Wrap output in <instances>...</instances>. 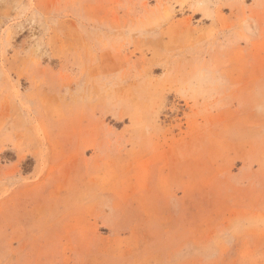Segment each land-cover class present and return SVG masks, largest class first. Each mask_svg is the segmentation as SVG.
Instances as JSON below:
<instances>
[{"label":"rangeland","instance_id":"obj_1","mask_svg":"<svg viewBox=\"0 0 264 264\" xmlns=\"http://www.w3.org/2000/svg\"><path fill=\"white\" fill-rule=\"evenodd\" d=\"M0 65V264H264V0H0Z\"/></svg>","mask_w":264,"mask_h":264},{"label":"bare ground","instance_id":"obj_2","mask_svg":"<svg viewBox=\"0 0 264 264\" xmlns=\"http://www.w3.org/2000/svg\"><path fill=\"white\" fill-rule=\"evenodd\" d=\"M12 4V3H11ZM165 4V3H164ZM160 5V4H159ZM165 6V5H164ZM38 7V6H37ZM217 8V7H216ZM83 9V8H82ZM58 10V9H57ZM182 10V9H181ZM153 12V11H152ZM178 13V12H177ZM168 14V13H167ZM141 16V15H140ZM115 17V16H114ZM194 17V16H193ZM66 20V19H65ZM63 22V21H62ZM60 23H61V21H60ZM70 23V22H69ZM188 24V23H187ZM62 26V25H61ZM66 27V26H65ZM68 27V26H67ZM66 27V28H67ZM75 27V26H74ZM204 28V27H203ZM211 28H213V27H211ZM72 29V27L70 28V30ZM199 29V28H198ZM69 30V29H68ZM203 31V30H202ZM210 31H212V30H210ZM210 31L208 32V33H210ZM69 32V31H68ZM67 33V32H66ZM52 34V33H51ZM179 34H180V32H179ZM180 37V36H179ZM137 38V37H136ZM167 38V37H166ZM161 39H163V38H161ZM75 41V40H74ZM58 43V42H57ZM130 43V42H129ZM72 45V44H71ZM165 45V44H164ZM201 45V44H200ZM49 46V45H48ZM73 46V45H72ZM192 46V45H191ZM179 47V46H178ZM177 47V48H178ZM66 48V47H65ZM113 48V47H112ZM195 48V47H194ZM232 48V47H231ZM179 50V49H178ZM250 54V53H249ZM144 56V55H143ZM145 57V56H144ZM113 58H115V57H113ZM143 58V57H142ZM212 59V58H211ZM136 60V59H135ZM141 60V59H140ZM147 60H149V59H147ZM137 62V61H136ZM149 62V61H148ZM156 62V61H155ZM163 63V62H162ZM116 64V63H115ZM16 65V64H15ZM1 66V65H0ZM92 66V65H91ZM90 66V67H91ZM86 67V66H85ZM94 67V66H93ZM96 68V67H95ZM39 69V68H38ZM82 72V71H81ZM136 72V71H135ZM104 75V74H103ZM94 76V75H93ZM153 79H154V77H153ZM156 81V80H155ZM107 82V81H106ZM156 83H157V81H156ZM159 83V82H158ZM218 83V82H217ZM154 84H155V82H154ZM190 84V83H189ZM203 84V83H202ZM213 84V83H212ZM221 85V84H220ZM155 86V85H154ZM213 86V85H212ZM182 87V86H181ZM97 88V87H96ZM178 88V87H177ZM183 88H185V87H183ZM211 88V87H210ZM199 89V88H198ZM213 90V89H212ZM15 91V90H14ZM187 91H188V89H187ZM232 91V90H231ZM198 92V91H197ZM89 95V94H88ZM195 95V94H194ZM150 96V95H149ZM97 98V97H96ZM104 99H105V97H104ZM177 104V103H176ZM198 107V106H197ZM11 108V107H10ZM157 112V111H156ZM196 112V111H195ZM198 113V112H197ZM196 116V115H195ZM154 121V120H153ZM160 124V123H159ZM154 125V124H153ZM12 126V125H11ZM135 126V125H134ZM30 129V128H29ZM158 130V129H157ZM160 130V129H159ZM32 132V131H31ZM103 132V131H102ZM153 133V132H152ZM196 137V136H195ZM11 138V137H10ZM35 138V137H34ZM178 141V140H177ZM122 142V141H121ZM15 145H17V144H15ZM2 147V146H1ZM91 147V146H90ZM94 147V146H93ZM46 148V147H45ZM111 155V154H110ZM121 155V154H120ZM139 160V159H138ZM131 162V161H130ZM111 163V162H110ZM162 163V162H161ZM146 166V165H145ZM37 167V166H36ZM36 169V168H35ZM109 170V169H108ZM53 171V170H52ZM37 173V172H36ZM40 173V172H39ZM102 175V174H101ZM48 177V176H47ZM96 178V177H95ZM104 178V177H103ZM108 180V179H107ZM97 181V180H96ZM95 181V182H96ZM83 182V181H82ZM98 182V181H97ZM160 182H161V180H160ZM103 186V185H102ZM46 189V188H45ZM184 189V188H183ZM46 191V190H45ZM107 205H108V203H107ZM106 205V206H107ZM154 211H155V209H154ZM89 213V212H88ZM264 217V216H263ZM114 244V243H113ZM138 244V243H137ZM128 246V245H127ZM118 247V246H117Z\"/></svg>","mask_w":264,"mask_h":264}]
</instances>
